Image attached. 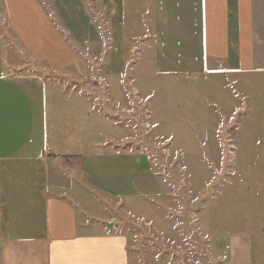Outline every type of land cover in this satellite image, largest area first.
I'll return each instance as SVG.
<instances>
[{
    "label": "rangeland",
    "instance_id": "374dc122",
    "mask_svg": "<svg viewBox=\"0 0 264 264\" xmlns=\"http://www.w3.org/2000/svg\"><path fill=\"white\" fill-rule=\"evenodd\" d=\"M1 1L0 71L21 79L36 109L28 150L57 163L98 160L97 184L131 189L127 178L135 189L103 198L82 184V217L92 225L106 215L136 264H225L240 232L253 264H264V72L205 71L215 67L201 61L207 47L195 50L200 62H180L192 38L177 0L138 10L37 0L41 12ZM113 151L119 159L106 157ZM2 225L0 213V264Z\"/></svg>",
    "mask_w": 264,
    "mask_h": 264
},
{
    "label": "crops",
    "instance_id": "0c3cea01",
    "mask_svg": "<svg viewBox=\"0 0 264 264\" xmlns=\"http://www.w3.org/2000/svg\"><path fill=\"white\" fill-rule=\"evenodd\" d=\"M11 1L14 0H3L8 7ZM24 1L30 9L41 12L37 0ZM117 1L116 4L112 2V6L127 4L130 9L138 10L150 5L157 8L159 1L166 0ZM178 2L183 5L184 14L190 16L189 23L192 22L189 24L184 20L189 25L192 40L190 46H183L180 62H200L195 50L198 49L200 54L201 48L204 52L207 47L211 57H203L202 53L201 61L215 67H205V71L264 72V0ZM45 4L51 7L50 0ZM195 41L199 42L196 44ZM31 57L33 62L34 56ZM41 59L53 62L51 57ZM0 66V70H4L6 64ZM42 66L47 69L46 65ZM19 80L12 73L5 75L0 71V162L22 161L19 166L0 165V213L5 236L2 264H131V261L136 264L128 237L112 227V221L105 220L106 215L101 214L92 225L82 217V211L88 214L87 207L90 206L84 192L87 188L82 184L98 190L103 198L134 196V187L127 178L124 184L131 189L97 184L98 176L102 175L98 173V160L93 159L95 163L88 165L82 157H59L63 162L57 163L50 154L45 157L42 152L29 151L36 109L25 84ZM117 155L113 151L106 157L119 159ZM109 161L108 166H113V158ZM83 219L85 223H81ZM228 245L225 264H253L249 233L229 235Z\"/></svg>",
    "mask_w": 264,
    "mask_h": 264
}]
</instances>
